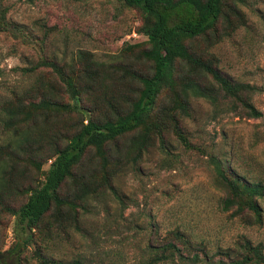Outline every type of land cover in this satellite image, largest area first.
Wrapping results in <instances>:
<instances>
[{
    "label": "rangeland",
    "instance_id": "374dc122",
    "mask_svg": "<svg viewBox=\"0 0 264 264\" xmlns=\"http://www.w3.org/2000/svg\"><path fill=\"white\" fill-rule=\"evenodd\" d=\"M239 10L242 23L226 36L212 45L198 39L192 48L212 57L225 76L252 86L250 103L260 117H237L222 106L215 109L203 99H190L187 112L177 116L188 146L172 129L163 130L160 141L118 169L109 187L74 201V221L57 220L51 211L31 232L30 242L18 249L13 217L0 205V264H38L40 258L68 264H218L226 261L225 253L235 255L246 240L264 254V0H244ZM0 11L6 27L0 31V103L16 97L36 102L38 98L30 96L38 80L46 84L53 79L54 98L74 102L89 115L95 91L73 101L40 62H53L66 75L87 62L125 65L129 45L146 48L136 32L138 14L121 0H0ZM130 84L110 86L105 93L109 97L126 92ZM79 119L75 112L66 114L56 127ZM9 140L0 129V147ZM91 154L83 156L82 168H98ZM211 161L257 186L258 224L221 210L224 192ZM48 163L41 166L42 172ZM35 178L43 177L39 173ZM66 190L62 187L61 193ZM24 200L0 186L1 204L17 207ZM175 232L179 235L173 238ZM167 241L174 248L162 252Z\"/></svg>",
    "mask_w": 264,
    "mask_h": 264
},
{
    "label": "trees",
    "instance_id": "16d2710c",
    "mask_svg": "<svg viewBox=\"0 0 264 264\" xmlns=\"http://www.w3.org/2000/svg\"><path fill=\"white\" fill-rule=\"evenodd\" d=\"M243 1L121 0L138 14L140 25L136 32L146 46L142 49L138 44L129 45L125 65L87 62L78 71L64 75L55 63L40 62L64 84L73 101H80L79 94L95 91L89 115L74 102H58L54 98L57 90L53 79L46 84L38 80L34 95L30 96L37 97L36 102L16 97L14 101L0 103V129L10 136L8 144L0 147V186L14 197H25L17 207L0 202L13 217L17 249L30 242L31 232L40 227L51 211L57 220L74 221V201H81L100 187H109L108 182L118 169L134 163L156 139L160 141L163 130L172 129L188 146L180 134L177 116L180 111L187 112L190 99H203L215 109L222 106L225 112L237 117H260L250 103L252 86L225 76L214 66L212 57L192 48L198 39L212 45L242 23L239 6ZM3 24L0 11V31H6ZM135 49L133 53L131 50ZM106 80H110L109 85ZM118 84L130 87L107 97L106 89ZM73 112L80 117L76 124L56 127L63 116ZM127 136L125 144L119 146L118 140ZM88 152L98 160V168H82V158ZM46 162L48 167L42 172L41 166ZM211 166L224 192L221 210H232V215L258 224L261 214L256 202L260 195L257 186L218 162L211 161ZM39 173L42 180L35 178ZM62 187L67 189L66 193H61ZM178 235L171 234L173 238ZM165 243L162 252L174 248L172 243ZM238 249L231 257L225 253L226 261L218 264H264L259 246L246 240ZM37 262L68 264L43 258Z\"/></svg>",
    "mask_w": 264,
    "mask_h": 264
}]
</instances>
